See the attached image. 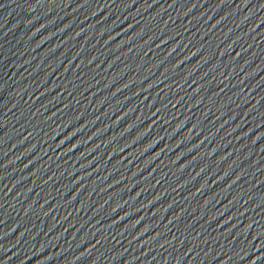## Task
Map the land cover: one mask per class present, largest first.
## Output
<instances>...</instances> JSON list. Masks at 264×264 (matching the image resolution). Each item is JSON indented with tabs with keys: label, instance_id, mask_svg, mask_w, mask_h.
I'll return each instance as SVG.
<instances>
[{
	"label": "water",
	"instance_id": "obj_1",
	"mask_svg": "<svg viewBox=\"0 0 264 264\" xmlns=\"http://www.w3.org/2000/svg\"><path fill=\"white\" fill-rule=\"evenodd\" d=\"M79 264H264V0H56Z\"/></svg>",
	"mask_w": 264,
	"mask_h": 264
}]
</instances>
